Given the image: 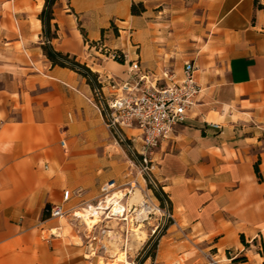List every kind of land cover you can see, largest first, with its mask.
<instances>
[{
    "label": "crops",
    "instance_id": "obj_1",
    "mask_svg": "<svg viewBox=\"0 0 264 264\" xmlns=\"http://www.w3.org/2000/svg\"><path fill=\"white\" fill-rule=\"evenodd\" d=\"M188 1L167 0L178 12L163 23L185 27L164 34L154 0H53L47 23L45 0H0V264H91L85 227L50 209L93 203L103 182L123 178L118 167L106 170L108 137L91 84L52 64L46 38L53 51L120 77L127 65L92 66L85 40L139 57L157 76L171 69L172 81L193 61L197 103L151 154V177L192 239L170 225L154 260L207 264L194 253L204 246L219 264H248L234 261L243 240L264 258V0ZM133 3L143 9L133 13ZM196 8L205 23L192 19ZM114 18L131 27L129 37L112 29Z\"/></svg>",
    "mask_w": 264,
    "mask_h": 264
},
{
    "label": "built area",
    "instance_id": "obj_2",
    "mask_svg": "<svg viewBox=\"0 0 264 264\" xmlns=\"http://www.w3.org/2000/svg\"><path fill=\"white\" fill-rule=\"evenodd\" d=\"M110 26L118 35L123 28L127 30L128 37L130 36L131 27L119 25L115 18ZM46 42H48L47 38ZM84 44L86 46L85 58L91 64H98L103 59L122 61L127 65L125 76L120 77L108 72H93L90 66L79 63L69 55H56V59L64 66L89 79L93 98L103 114L106 127L132 152L140 165V172L143 171L153 181L151 177L153 149L170 137L197 103L200 86L194 79L196 67L193 61L186 60L183 64L182 77L177 81H172L174 73L171 69H165L160 76H157L142 67L139 57L128 60L124 50L109 48L102 40H85ZM166 79L171 82H166ZM127 129L134 133L127 134ZM64 144V140H61V145ZM136 187H140L136 179H128L119 184L111 178L100 185L99 196L94 203H82L77 209L69 211L64 210L61 205H54L50 209V215L69 217L72 221L83 224L87 234V245L92 247L102 235H107L110 240L107 232L112 231H107L103 225H100L105 219L123 221L128 218L129 212L135 213V209L141 207L140 205H134L133 208L128 207L129 197ZM140 191L144 204L152 210L148 202L150 198L145 199L146 194H143L141 187ZM159 195L167 206L168 198L165 192L159 191ZM70 196L69 190H63L62 201L66 202ZM153 207L160 211L158 206ZM163 216L165 220L162 227L170 220L185 237L187 236L185 229L176 223L168 208L163 210ZM93 218H96V221L89 226L87 220ZM156 229L157 227L152 229V233ZM100 247L105 249L106 245L101 243ZM205 257L209 264H219L218 259L212 254H205ZM148 264H157V262L152 260Z\"/></svg>",
    "mask_w": 264,
    "mask_h": 264
},
{
    "label": "rangeland",
    "instance_id": "obj_3",
    "mask_svg": "<svg viewBox=\"0 0 264 264\" xmlns=\"http://www.w3.org/2000/svg\"><path fill=\"white\" fill-rule=\"evenodd\" d=\"M187 3H190V1L187 0ZM154 4L153 10L155 15L153 16L157 19L156 21L159 22L156 23L155 26H157L161 32L164 30V34H168V29L169 32H172L174 28L183 29V27H185L163 23V21H165L164 19L168 17L169 13L176 14L178 12L177 9H167V0H154ZM139 8L143 9V6L140 5ZM49 12L50 10L46 9V13L49 14ZM191 12L196 15L194 16L192 14V19L196 23H205L207 17L203 13V10L196 8L195 10H191ZM46 46L47 43L44 42L43 47ZM176 51L177 49L175 48L173 52ZM91 65L94 66V64ZM86 79L90 83L87 77ZM106 132L108 137V145L106 147V170L108 171L117 167L121 170L123 178L121 180L113 178L119 184L125 182L128 179H136L140 187L143 189V194H146L145 199H148V197L150 198L148 202L152 207V210H150V213L146 214L148 217L146 215L142 217L144 219L139 218L137 212H135L137 215H135V213L129 212L130 214L128 213V216L126 215L128 218L123 221L105 219L100 225H103L107 231H112L107 232V234L110 235V240H108L107 235H102L97 241H95L92 247H89L91 264H148L155 259L160 238L166 233V229L170 225H172L171 229H176L177 226L169 220L167 224L162 227V223L165 220L163 216V210L168 208L171 213L172 211L169 207V203L167 202L166 206L159 195V191H162L160 186L154 181H151L143 171L140 172V165L134 158L132 152L121 141H119L116 135L113 136L107 127ZM127 132L130 133L131 131ZM141 197L142 196H139V198ZM136 205L139 206L137 203ZM129 206L130 205H128V207ZM153 206H158L161 210L158 211V209H153ZM139 208L140 207H137V209ZM88 221L89 220H87V223L90 226L91 224H89ZM90 222L92 223V221ZM155 227H157V229L154 233H152V229ZM177 229L180 232L181 239H192V237L189 235L185 237L178 227ZM136 232H140L141 236L133 235ZM101 243L106 245L105 249L100 247ZM243 243V254L240 257H243L244 261H248V264H264V258L260 260L258 255H261L259 246L253 245L252 243L247 244L244 242V240ZM194 253L196 255H200L202 258V263L209 264L205 254L213 255V249L205 248L204 246H198L194 250ZM186 258V255H182L178 261H174L172 264H184Z\"/></svg>",
    "mask_w": 264,
    "mask_h": 264
},
{
    "label": "trees",
    "instance_id": "obj_4",
    "mask_svg": "<svg viewBox=\"0 0 264 264\" xmlns=\"http://www.w3.org/2000/svg\"><path fill=\"white\" fill-rule=\"evenodd\" d=\"M52 3H53V0H45V6L43 7L42 12H41V18L43 20V23H47L48 22V18L50 17V12H49V14H47L46 13V9L50 10V6H51ZM263 7H264V5H263ZM131 10H132L133 13H136V12L140 11V8L137 7L133 3L132 7H131ZM46 34L49 37L48 30H47ZM43 51H44L45 55L49 58V60H51L52 64H58V65L64 66L61 62H59L56 59V55H60L61 54L60 52L53 51L50 47H47V46L43 47ZM262 256L264 257V252H262ZM234 261L235 262L244 261V259H243V257H237V258H234Z\"/></svg>",
    "mask_w": 264,
    "mask_h": 264
},
{
    "label": "bare ground",
    "instance_id": "obj_5",
    "mask_svg": "<svg viewBox=\"0 0 264 264\" xmlns=\"http://www.w3.org/2000/svg\"><path fill=\"white\" fill-rule=\"evenodd\" d=\"M139 196H141V191H140V187H136L135 191L131 194V196L129 197V201L128 204L130 205V208H133L134 205L139 204L141 207L139 209H135L136 212L138 213V217L142 218L144 217L149 211H150V207L144 204V201L141 198H139ZM161 210V209H160ZM147 216V215H146ZM148 217V216H147ZM144 219V218H142ZM95 222L96 218L90 219L88 222L89 224H91V222ZM133 235L135 236H141L140 232H136ZM137 240V239H136Z\"/></svg>",
    "mask_w": 264,
    "mask_h": 264
}]
</instances>
